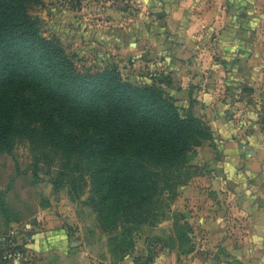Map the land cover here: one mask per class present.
Masks as SVG:
<instances>
[{
    "label": "trees",
    "instance_id": "1",
    "mask_svg": "<svg viewBox=\"0 0 264 264\" xmlns=\"http://www.w3.org/2000/svg\"><path fill=\"white\" fill-rule=\"evenodd\" d=\"M39 4L0 0V154L26 143L36 162L57 166L53 184L67 177L76 195L85 185L82 163L91 162L88 205L122 258L137 226L164 218L176 187L191 177L188 155L211 131L174 104L161 79L136 85L114 66L77 68L56 38L40 32L30 12ZM172 225L187 241L185 222Z\"/></svg>",
    "mask_w": 264,
    "mask_h": 264
},
{
    "label": "rangeland",
    "instance_id": "2",
    "mask_svg": "<svg viewBox=\"0 0 264 264\" xmlns=\"http://www.w3.org/2000/svg\"><path fill=\"white\" fill-rule=\"evenodd\" d=\"M176 3V0H40V4L30 12L39 19L40 32L56 38L77 68L103 69L114 66L131 83L143 85L157 83L162 76L157 75L158 71H153L151 66L158 56L149 52L151 42L148 40H168L172 36L165 20V11L167 5ZM260 6V11L264 13V3ZM236 10L235 15L251 13L238 7ZM256 25L253 30L249 27L247 33H241L244 39H250L252 35L255 37L252 41L256 45V58L249 63V71L244 72L247 75L242 79L245 93L240 95L243 102L237 116L245 115L241 119L240 137L244 140L247 135L253 138L250 142L244 141L245 145L250 144L245 147V154L249 158L253 156L260 167L255 194L261 203L264 200V21H257ZM177 39L176 36L173 40ZM252 131L256 134L252 135ZM33 155L26 143H18L10 153L0 154V235L11 236L20 245L23 241L28 244L35 234L48 236L63 230L71 240L91 245L93 249L99 245H109L107 234L99 227L96 212L88 205L87 198L91 192L87 170L91 162L82 163L85 185L76 195L72 193L67 177L60 178L58 185L53 184L55 178L59 177L55 164L48 166L42 161L36 162ZM194 159L195 151L188 155L192 174L183 185H187L194 176L203 174L192 163ZM208 178H204V181H208ZM183 185L176 187L175 196L168 209H164L162 220L153 226H137L134 245L142 247L143 252L136 257L139 258L136 261L143 263L148 254L156 261L162 260L165 255L171 264H244L226 253L222 246L218 250L207 247H217L214 246L215 239L210 241L204 234L194 232L193 225L183 220L175 202L177 189ZM220 193L218 197L213 190L206 192L212 202L208 211H221L225 217V237L233 246L241 244L243 239L238 233L241 234V229L245 227H241L236 218L233 219L232 210L227 208L225 202L224 190H220ZM200 201L197 199V204L186 202L184 208L193 212V207H197ZM261 207L264 209L262 204ZM174 220L185 222L187 241L181 243L178 240L172 225ZM35 243L43 242L36 237ZM110 253L113 260L121 259L118 252ZM130 253H133V248L126 255ZM24 264L36 262L33 257H27Z\"/></svg>",
    "mask_w": 264,
    "mask_h": 264
},
{
    "label": "crops",
    "instance_id": "3",
    "mask_svg": "<svg viewBox=\"0 0 264 264\" xmlns=\"http://www.w3.org/2000/svg\"><path fill=\"white\" fill-rule=\"evenodd\" d=\"M263 1L176 0L177 3L167 5L165 11L172 36L168 40H148L151 42L149 52L158 56L151 66L153 71H158L157 75H162L160 87L182 112L188 110L203 119L211 131V140L194 150L192 163L203 174L194 176L187 185L177 189L178 211L183 220L193 225L194 232L204 234L210 241L215 239L217 247H207L218 250L222 246L236 261L246 264H264V209L261 207V204L264 207V200L260 203L255 194L260 167L253 156L249 158L245 154V147L250 144L244 143L253 138L240 137L241 119L245 115L237 116L243 102L240 95L245 93L242 79L247 76L249 63L256 58V45L252 41L255 37L251 34L250 39H244L241 33H247L249 27L253 30L257 21H264V13L260 11ZM236 7L251 13L235 15ZM176 36L178 39L173 40ZM253 134L256 133L252 131ZM208 176L205 184L204 178ZM208 190H213L218 197L220 190H224L233 219L245 227L241 234L238 233L243 239L241 244L233 246L225 237L223 213L208 211L212 205L206 195ZM197 199L201 201L193 207V212L184 208V203L197 204ZM38 241L43 243L26 249L25 241L17 240L26 249L27 257H33L36 264H143L135 260L141 256L143 248L135 245L133 253L115 261L110 257L108 245L93 249L91 245L71 240L63 230L48 236L41 233ZM146 264L171 262L163 255L162 260L156 261L153 257Z\"/></svg>",
    "mask_w": 264,
    "mask_h": 264
},
{
    "label": "built area",
    "instance_id": "4",
    "mask_svg": "<svg viewBox=\"0 0 264 264\" xmlns=\"http://www.w3.org/2000/svg\"><path fill=\"white\" fill-rule=\"evenodd\" d=\"M26 249L11 236L0 235V264H24L27 258Z\"/></svg>",
    "mask_w": 264,
    "mask_h": 264
}]
</instances>
